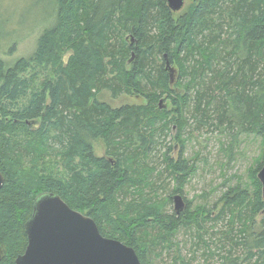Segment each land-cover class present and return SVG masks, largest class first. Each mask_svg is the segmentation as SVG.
Segmentation results:
<instances>
[{
	"label": "trees",
	"instance_id": "16d2710c",
	"mask_svg": "<svg viewBox=\"0 0 264 264\" xmlns=\"http://www.w3.org/2000/svg\"><path fill=\"white\" fill-rule=\"evenodd\" d=\"M165 56L178 68L175 84ZM50 66L51 77L37 85L38 71ZM104 92L146 103L114 108L99 98ZM166 95L170 102L160 108ZM172 123L179 141L189 127L210 126L264 142V0H194L178 19L167 0H58L57 25L40 36L32 59L11 66L0 59V264H16L24 254L25 224L36 198L47 192L91 217L104 237L134 248L142 264L172 250L182 227L206 232L209 219L187 220V207L177 215L123 202L130 191L144 189L151 176L141 173L138 159ZM98 138L115 159L95 155ZM168 155L166 170L178 184L172 194L182 195L188 166L183 152L177 161ZM57 159L61 173L46 166ZM26 165L37 178L26 176ZM263 166L264 158L252 175V196L244 190L227 195L223 236L230 250L219 264H264V230L249 231L257 216L264 221L257 177ZM123 208L125 217L116 218L114 211ZM193 234L201 243V234Z\"/></svg>",
	"mask_w": 264,
	"mask_h": 264
},
{
	"label": "rangeland",
	"instance_id": "374dc122",
	"mask_svg": "<svg viewBox=\"0 0 264 264\" xmlns=\"http://www.w3.org/2000/svg\"><path fill=\"white\" fill-rule=\"evenodd\" d=\"M193 2L194 0H185L184 8L174 13L175 18L178 19L180 15L188 11ZM57 5L58 0H0V59L9 66L21 59L30 61L36 52L40 36L57 25ZM127 40L129 43L134 42L131 36H128ZM174 68L177 70L175 84L178 80V68L175 65ZM51 72V66L47 69L42 67L38 71L37 85L44 79L50 78ZM31 74H33L32 70L28 71L26 76ZM99 98L114 108L146 103L144 98L139 96L123 95L112 98L107 92L101 94ZM164 99L162 105L170 102L167 95ZM168 109L172 110L171 104ZM173 116V114L170 115L169 119L171 120ZM179 133V128L172 123L170 129L159 133V136L157 134L156 140L159 144L156 148L138 159L141 173L144 174L146 169L151 177L146 181L144 189L137 188L136 191H130L123 197V202L132 204V208L134 203L142 206L157 205L163 213H173L174 203L170 202L169 196L176 194L172 193L178 184L166 170L165 155L168 153L169 158L177 161L183 152L184 162L188 166L186 182L181 187V196L185 199L188 209L186 219L190 220L196 215L208 218L206 227L208 233L203 229H199V232L197 227L194 231L190 230L191 228L182 227L175 237L176 246L154 259L153 264H179L181 260H188L191 264H219L222 254L230 250L223 236V232L228 230L229 223V218L223 214L228 201L227 195H235L242 190L248 192L250 196L254 194L252 175L263 162L264 142L255 134L231 133L229 135L228 131L222 133L210 126L199 131L195 128H187L181 136V141L177 139L180 136ZM125 141L126 139H122L120 144ZM93 145L96 156L115 159L108 154L109 147L104 138L94 140ZM132 150L136 151L135 147ZM46 166L55 172L64 171L60 159L50 160L46 162ZM23 172L32 180L33 177L37 178V176H31L34 172L30 169V165H26ZM125 214L124 208L113 213L116 218H123ZM103 223L108 230V223ZM261 230H264L262 215L256 217L249 231L251 233ZM193 233L201 234L203 237L201 243H198L199 239L195 238ZM235 252L239 256L243 254L240 248Z\"/></svg>",
	"mask_w": 264,
	"mask_h": 264
},
{
	"label": "water",
	"instance_id": "95a60500",
	"mask_svg": "<svg viewBox=\"0 0 264 264\" xmlns=\"http://www.w3.org/2000/svg\"><path fill=\"white\" fill-rule=\"evenodd\" d=\"M172 12L182 10L185 0H167ZM132 59L129 61L133 60ZM166 70L174 83L177 70L167 56ZM160 108L167 107L162 105ZM258 180L262 185L264 198V166ZM5 178L0 171V190ZM177 215L186 208L180 194L173 197ZM28 245L16 264H142L134 248L121 241L104 237L96 222L86 214L72 209L59 195L47 192L39 195L34 203L33 214L25 224ZM5 252L0 246V262Z\"/></svg>",
	"mask_w": 264,
	"mask_h": 264
},
{
	"label": "flooded vegetation",
	"instance_id": "af4514ba",
	"mask_svg": "<svg viewBox=\"0 0 264 264\" xmlns=\"http://www.w3.org/2000/svg\"><path fill=\"white\" fill-rule=\"evenodd\" d=\"M175 195H177V194H175ZM173 197H174V195L172 196V202H173ZM184 199V198H183ZM184 201H185V199H184ZM176 213V212H175Z\"/></svg>",
	"mask_w": 264,
	"mask_h": 264
}]
</instances>
